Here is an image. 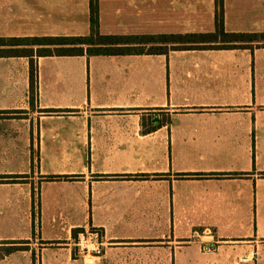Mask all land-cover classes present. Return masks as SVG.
Here are the masks:
<instances>
[{
  "label": "crops",
  "instance_id": "obj_1",
  "mask_svg": "<svg viewBox=\"0 0 264 264\" xmlns=\"http://www.w3.org/2000/svg\"><path fill=\"white\" fill-rule=\"evenodd\" d=\"M98 10L102 35L215 30V0ZM223 22L264 32V0ZM89 33L90 0H0V264H264V45L33 56L32 91L19 40Z\"/></svg>",
  "mask_w": 264,
  "mask_h": 264
},
{
  "label": "trees",
  "instance_id": "obj_2",
  "mask_svg": "<svg viewBox=\"0 0 264 264\" xmlns=\"http://www.w3.org/2000/svg\"><path fill=\"white\" fill-rule=\"evenodd\" d=\"M216 1L215 30L212 33H187L151 36H116L102 35L99 32V10L98 0H90V33L87 36L70 37H37L24 38L20 42L33 44L38 47L35 51L25 50L30 56V80L31 89L34 88V80L37 72V63L33 56H80L87 54L94 55H123L147 52L150 54L167 51V45L172 48H238L249 47L253 44L264 45V32L262 33H230L224 29L223 22V0ZM15 40V39H14ZM13 39L0 38V44L14 41ZM180 44V45H179ZM149 45L148 49L144 46ZM164 124L163 121L156 123L149 128L156 129ZM147 131V130H146ZM53 177H50V179ZM83 229H76L73 235L76 236ZM13 250V249H12Z\"/></svg>",
  "mask_w": 264,
  "mask_h": 264
},
{
  "label": "built area",
  "instance_id": "obj_3",
  "mask_svg": "<svg viewBox=\"0 0 264 264\" xmlns=\"http://www.w3.org/2000/svg\"><path fill=\"white\" fill-rule=\"evenodd\" d=\"M79 254L84 255H102L103 243L101 233L98 229L90 228L83 230L77 234L75 241Z\"/></svg>",
  "mask_w": 264,
  "mask_h": 264
},
{
  "label": "rangeland",
  "instance_id": "obj_4",
  "mask_svg": "<svg viewBox=\"0 0 264 264\" xmlns=\"http://www.w3.org/2000/svg\"><path fill=\"white\" fill-rule=\"evenodd\" d=\"M143 48L144 49H148V47H146V46H144ZM26 248H29V246H27ZM37 248H41V246H38ZM28 257L31 258L32 261H38V257H36V254L35 253L29 254Z\"/></svg>",
  "mask_w": 264,
  "mask_h": 264
}]
</instances>
